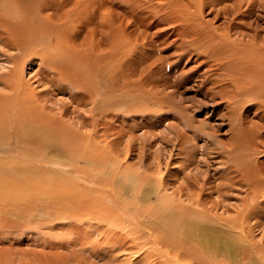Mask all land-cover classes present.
I'll list each match as a JSON object with an SVG mask.
<instances>
[{"label":"rangeland","instance_id":"1","mask_svg":"<svg viewBox=\"0 0 264 264\" xmlns=\"http://www.w3.org/2000/svg\"><path fill=\"white\" fill-rule=\"evenodd\" d=\"M80 1L33 0V6L37 4V6L49 7L45 14L54 16L52 18L55 19L54 23L51 24L55 27L46 28V32L51 34L53 41V38H65L67 34L69 40H72L76 34L73 30L74 21L76 25L80 21L83 23V28L78 30L79 33L75 30L81 34L79 36L81 39L92 31L91 38L94 39L96 49H99L101 57L105 56L106 62L113 67L112 77H115V82L111 86L107 85L111 87V91L106 93L102 87L104 83L102 80L107 71L104 70L106 62L99 61L101 65L95 66L96 70L93 73L97 98L93 97L91 103L78 106L79 108L76 109L77 115H87L86 128L73 125L77 134L80 133L77 136L80 138L76 137L72 145L64 144L60 153H57L64 159L58 163L67 165L62 171L53 166L47 170L39 164L40 168L38 164H34L35 162L28 164L29 161L21 158L23 145L19 147L15 142L7 141L1 146L0 264H141L143 262L147 264L146 251L157 254V258L154 256L155 260L151 264H161V262L166 264L165 261H170L171 258L172 261H167V264H230V260L233 259L232 254L215 255L211 251L194 247L195 243L192 242L185 243L184 248L188 250L192 246L193 249L198 250H194V254L188 256L185 250L180 254L178 261L175 257L164 256L165 252L161 253L159 244L148 237L150 232L155 233V231L151 226L145 225L144 216L149 215L146 213L147 210L158 206L161 191L162 196L163 193L171 195L170 192L175 189L173 186H169L168 189L163 188L165 179L176 176L185 180L186 176L183 174L195 175L193 173L198 168L200 178L205 175V181H211L216 186L221 181L227 182L230 176L239 175L236 171L231 173V169L236 168L234 162L242 161L248 151L244 140L240 139L242 120L239 121V117L245 116L246 113L249 116L250 128L251 125L257 126L258 123L260 126L263 125L260 133L261 141L257 145L258 149H263V154H260L257 163L264 168V120L261 119L262 113L256 109L259 105L253 103V101L259 103V100L250 93L249 87H246L249 84H244L246 78L251 82L254 76L246 72L245 64L241 63L244 56L239 54L232 62L233 70L229 66H219V61L214 56L211 57L212 54L209 52L213 49L210 43L212 38L206 36L209 32L211 34L218 32L220 36L223 35L221 38L225 39L224 46L228 47L230 43L235 44L234 47L239 46L243 49L246 44L249 46L253 43L263 49L264 0H236L239 5H243L244 16L235 15V0H83L81 3ZM61 3L63 9L58 6ZM179 7H183L180 9L183 12L191 11L193 15H197L194 17L195 29L182 21V16L177 12ZM249 8L252 11H249ZM65 11L67 16H60V13ZM50 12L55 14L50 15ZM234 25H237L236 29ZM42 32L48 34L45 33V29ZM80 38L74 37V40L79 43ZM52 40L49 38L48 41ZM80 44L82 45L79 48L84 54L81 56L82 61L89 63L93 45L83 46V42ZM210 44L211 49H209ZM50 46L51 44L48 47ZM249 52L252 51L248 49V55L251 54ZM71 55H74V52ZM74 61L75 65L79 64L76 63L78 61ZM6 62L1 61L2 64L10 65ZM38 62L37 65L32 63L24 66V77L35 86L37 83L32 78L33 73L38 69ZM79 67L80 65L75 66V68ZM224 69L226 71L229 69L231 75L229 71L228 75L224 74L226 73ZM131 71L132 78L129 75ZM46 72L52 73L50 70ZM233 72L236 74L235 78L232 76ZM127 75L132 82L130 79L125 82L124 78ZM226 75L229 77L226 78ZM258 77L260 78L256 75L254 78L255 83H258ZM224 78L226 81L223 80ZM228 78H231V81L239 79L233 83L243 81L241 84L245 85L247 91L242 87L235 89V84L227 83ZM261 81L262 79L259 80ZM232 85L235 87L231 88ZM152 87L157 88V91ZM228 87L232 89L231 92ZM80 88H72L73 94H84ZM238 89L242 90V93L246 92L244 99L245 95L243 96ZM0 93L5 94L9 91L0 85ZM233 94L241 98L237 99L242 100L240 101L242 104L237 102V96L234 97ZM231 96L234 102L229 103L228 98ZM56 97L58 102L61 100L68 102V94H58ZM252 97L254 99L251 101ZM243 104L250 105L247 108ZM95 109H99V114H95L92 118L90 115H93ZM232 110L234 113L236 111V115L232 112L235 117L231 113ZM249 110L252 112L250 113ZM229 116L234 117L235 120L234 118L231 120ZM66 119L68 123L70 119L67 117ZM74 121H77V118ZM106 132H108L107 136ZM3 134L6 135V132ZM13 136L14 134L10 138L15 140ZM237 146L238 149H235ZM236 150L237 155H233L232 151L237 152ZM189 156L194 164L186 171L181 167L183 163H189L187 160ZM41 162L45 164V161ZM29 166L36 167V172L31 169L29 173ZM226 168L228 169L225 170ZM241 179V177L235 178L230 186L220 192L225 204L230 203L228 208L225 207V210L229 211L225 212L227 216H231V212L237 209L235 205L240 206L242 199L250 196L247 183ZM135 185L139 188L142 186V190H137ZM160 185L162 190L158 191ZM145 189L151 193L148 205L139 203L136 199ZM194 190L199 191V188ZM199 192H202L203 197L212 196L211 198H216L213 200H220L217 190L207 193L208 195L203 191ZM16 195L19 197H15ZM193 197L195 198L194 195ZM184 202L186 203L187 200ZM222 211L223 209L220 210ZM262 231L264 229L257 230L255 236H259ZM118 234L126 238L119 239ZM138 236L140 238H137ZM153 241L155 244L152 243ZM234 241L239 242L241 247L243 245L236 258L238 264H253L257 256L245 249L247 242H241V238H236ZM166 245V248L171 247ZM170 253L174 256V252L170 251Z\"/></svg>","mask_w":264,"mask_h":264},{"label":"bare ground","instance_id":"2","mask_svg":"<svg viewBox=\"0 0 264 264\" xmlns=\"http://www.w3.org/2000/svg\"><path fill=\"white\" fill-rule=\"evenodd\" d=\"M41 2L43 3V1ZM89 2H85V3L87 4ZM234 3H235L234 5H235V11H236L235 15L237 16V14L238 15L242 14L244 16L245 11L243 12V5H239L238 1L236 0L234 1ZM61 5L62 3L59 4L58 6L61 9H63ZM83 5L84 4H82V6ZM52 6L53 4H51L50 7ZM48 9L49 7L47 5L37 6L36 4V6H33V0L32 1L31 0H0V70H1L0 71V85L5 87L9 91V93H5V94L0 93V132H2V134L0 135V148L7 141L15 142L16 144L19 145V147H21V145L24 146V148L22 147L24 151L23 153H21L22 154L21 158H24V160L29 161L28 164L35 162L34 164H38V167H40L39 166L40 164L42 167H45L48 170V169H51L53 166L56 169H59L62 171L67 165L64 166L65 164L61 162L63 165L62 166L61 163H58L59 161H62L64 159L61 158L57 153H60L59 151L64 146V144L72 145L75 138L80 134L79 132H78L79 134H77V130L74 126L79 127V128L81 127L86 128L85 124L87 122H85V120H87V117H86L87 115L86 116L85 114L82 116L77 115L76 109L78 106L86 105V104L88 105L89 103H91L90 100H92L93 97L97 98L96 97L97 94H96L94 84H93V81H94L93 73L96 70L95 66L100 67L101 65L99 64V61L106 62V57L105 56L101 57V55L98 52L99 49L98 48L96 49V46L94 44V39L91 38L92 33H93L92 31H90L89 34L85 35L83 39L79 37L81 34H78V33L83 28V23L81 21L77 25H76V21H74V23L72 22L73 24H75V29L73 30H74V33L76 34L74 35V37L75 38L78 37L81 39L79 43L76 41V39L74 40V37L72 38L73 41L69 40L67 36L68 34L65 36V38L55 37L53 38L54 41L51 39L50 37L51 34L48 31H47L48 34H44L43 33L44 31L42 32V30L45 29V33H47L46 28L51 29V27H55L51 24V22L54 23L55 19H52L54 16L50 17L48 14H45L47 13ZM180 9H183V7H179L177 9V12L179 13V15L182 16L181 17L182 21L187 22L190 26L192 25L193 29H195L194 24L196 22H195L194 17L197 15L196 14L193 15L191 11H189L191 13L187 15L189 12H183ZM249 11H252V9L249 8ZM38 13H39V17H38ZM52 13L50 12V15ZM66 13H67L66 11L63 13H60V16H67ZM54 14L55 13H53V15ZM71 15L74 16V14L72 13ZM70 16L68 17L70 18ZM65 21L66 20H64V22ZM86 25H91V24H86ZM66 26H67V23H66ZM236 26H235V29H236ZM75 30L76 31L79 30L78 33L75 32ZM69 31H72V30L69 29ZM215 33L216 34H213V33L211 34L209 32V34H207L206 36L209 38L210 37L212 38L210 39V43L212 44L213 49L212 51L209 50V52L210 54H212L211 57L214 56L215 59L219 61L218 62L219 66L220 65L221 67L229 66L232 68L231 70H233L232 62L237 57L236 55L239 54V55H242V57L244 56L241 63L245 64L246 72H248L250 76H254V78L256 77V75L260 76V78L258 77L259 78L258 83L254 82V78L252 79L253 81L251 82H248L247 80L249 79L246 78L247 82L245 81L244 84L246 83L249 84V86L248 85L246 86V87H249V89L251 90V92L250 90L249 92L252 93L253 96L257 100H259L260 104L256 103V101L255 102L253 101V103H255L257 106L259 105L256 109L257 111H259V113L260 112L262 113V116L261 114L260 116L262 117L261 119L264 120V48L262 49L260 45L258 46L256 44H253L252 42H251L252 44H249V46L248 44L243 46L241 43V45L244 47L243 49H241V47L239 46L234 47L235 44L231 45L230 43H228L229 46L227 47V46H224L225 39L221 38L223 37V35L220 36L221 34H219L218 32H215ZM41 34L43 35L41 36ZM76 35L78 36L76 37ZM55 36H60V35H55ZM255 37L256 36H254V38ZM49 38L52 41H48ZM46 40L49 43L48 45H47ZM257 41L258 40H256V42ZM81 42H83L84 44L83 46L93 45V49H92L93 51L91 50L92 54L90 53L91 56L89 57L90 58L89 63L87 62L84 63V60L82 61L83 57L81 56H83L84 54L82 53L83 51L81 52L79 48L80 45H82L80 44ZM50 44L51 46L48 47ZM211 44L209 45V49H211L210 48ZM248 49L252 51V52H249L252 55L251 54L248 55ZM73 52H74V55H71ZM70 55L73 59L70 57ZM1 58L5 60H2ZM77 59H80V60H77ZM74 60L78 61L76 63L77 64L79 63L78 64L80 65L79 68H75V66H78V65H75ZM1 61H7L10 65L2 64ZM86 61H87V57H86ZM37 62H38V69L33 73L34 75L33 78H36V80L32 78V80L36 81L35 83H37V86H35L34 84L31 83L30 80H26V78L24 77V66L26 64H32V63H36L37 65ZM96 62L98 63V65ZM142 63L143 62H141L140 64L142 65ZM104 67H105L104 70H107V71L104 74V78L102 77L103 80L101 79L104 82L102 87L104 91L108 93L111 91L110 90L111 87H108L107 85L109 86L113 85V83L115 82V77H112L113 67L111 64L106 62V64H104ZM46 70H50L52 73H48L46 72ZM228 71L230 72V75H231V71L229 69L224 74H227V73L229 74ZM3 72H5V74ZM132 73H133L132 71L129 73L131 78H132L131 76ZM242 74L243 73H241V75ZM129 75H127V77L124 78L125 82L128 81V79H130V81L132 82ZM227 75H226V78L229 77ZM234 75H236L235 72H233V75H232L235 78L236 76ZM228 79L230 83L228 81L227 83L231 84L232 82V84H235L236 85L235 89H237V87L240 89L242 87L243 90L245 89L244 88L245 85L241 84L243 83V81H240V83L239 82L233 83L236 80L238 81L239 80L238 78H236V80L234 79V81L233 80L231 81V78H228ZM260 79H262L261 82H259ZM217 80L220 81L218 78ZM223 80H225V78ZM242 80H245V79L242 78ZM152 83L155 84V82H152ZM227 83H223V84H227ZM233 86L234 85H232L231 88ZM77 87H81L80 89L83 90L84 94H81V95L80 94L78 95V93L73 94L72 90ZM231 88L228 87L229 90ZM220 91H224V90L220 89ZM234 92H236V90ZM240 92L242 93V90H240ZM240 92H238V94H240L241 96ZM63 93L68 94V102L64 100L63 101L61 100L62 102L61 101L58 102L56 96L58 94H63ZM244 93L246 92L243 91L242 93L243 96L245 95ZM227 94L230 96L229 92H227ZM234 97H236L237 102L242 101V100L239 101L237 99L239 98L238 95H234ZM245 97L246 95L243 97V99ZM223 98L225 99L224 95H223ZM229 98H228L229 100L228 102L230 103V101H233V97L231 96L232 98V99L230 98L231 100ZM251 99L253 100L254 98L252 97L250 98V100ZM248 102H250L249 99H248ZM231 105L232 104H230V106ZM243 106H247V104L246 105L243 104ZM229 108L231 110V107ZM259 109H261V111ZM230 110H229V114H230ZM98 111L99 109H95L93 111V115H90V116L93 118L95 114L98 115L99 114ZM233 111L234 110H232L231 113ZM236 111L235 113L233 112L235 115H236ZM242 112H243V109H242ZM251 112L252 111H250V113ZM66 117L70 119V121H67L68 123H66V120H68L66 119ZM229 117L231 118V120H233L232 118H234L235 116L234 117L229 116ZM75 118H77V121H74ZM248 118L249 116L247 115V113L245 114V116L242 115L241 118L239 117V121L242 120L240 122L241 123L240 139L244 140L246 144L245 147H247L248 151L244 154V158L242 161H238V163L234 162L236 168H234V170L231 169V173L236 171L239 174L237 177L229 175L230 177L227 178V182L221 181L218 183V185L214 186L211 183V181H208V180L205 181L206 180L204 179L206 178L205 175H203L202 179L200 178L199 176L200 173L197 168V170L193 173L195 175L191 176L192 173L190 171L189 172L191 174L189 175L183 174L184 176H186L185 180H183L181 177H180L181 179L176 177L175 176L176 173L175 175L173 174L175 177L165 179V181L163 180L164 181L162 184L163 188L168 189L169 186L175 187V189L172 192H170L171 195L170 194L164 195L163 193V196H162V191H161L162 186L160 185L161 187H158V191L159 190L161 191L160 193L158 192L161 198V199H158L160 203L159 204L157 203L158 206H156L155 209L151 208V210L149 209L150 211L147 210L148 208L146 209L147 210L146 213L149 215L144 216V222L146 223L145 225H148L147 227L151 226V228H153V230L155 231V233L150 232L148 237L151 239V241L154 240L155 242H157V244H159V249L161 250V253L165 252L164 256L175 257L176 258L175 260L178 261L177 259L180 257V254L182 252H185L186 250L184 248V244L192 242V243H195L194 247H198V249L203 250V251H211L215 255H227V254L231 255L232 254L233 259L230 260V264H238V262L236 261V258L238 254L240 253V249H242L243 245L241 247V245L238 244L239 242L234 241V240L236 238H241V242L242 241L247 242V245L244 246L245 249H247V251L251 253L252 252L255 253L256 254L255 257L257 256V259L254 261L253 264H264V231H262L263 233H261L259 236H255V232L257 230L264 229V199H262L264 198V172H263L264 168L261 167L257 163L259 162L257 160L260 159V154H263V151H262L263 149H258V146H257L259 141H261L260 137L262 135L260 133L262 132L261 129L263 128L262 127L263 125L260 126L258 123L257 126L251 125L252 127L250 128ZM73 121H74V124H73ZM3 132H6V135H4ZM13 134H14L13 137L15 138V140L10 138ZM107 134L108 132H106L105 135L107 136ZM77 138L79 139L80 137H77ZM234 141L236 142L239 140H234ZM235 149H238V146L237 148L235 147ZM232 152H233V155L235 154L237 155L238 153V151L237 152L232 151ZM193 158L195 159V157ZM234 158L235 156L233 157V159ZM187 160L189 161V163L185 162L182 164V167H181V169L186 170V171L189 170L192 164H194V161L190 159V156L187 158ZM41 161H45V164H42ZM31 169H33V171L36 172V167L29 166L28 167L29 173ZM227 169L228 168H226L225 170ZM228 171H230V169ZM226 174H227V171H226ZM239 176L247 183V186L250 190L249 192L247 189V192L250 193V196L248 198L242 199L243 201L240 202L241 203L240 206L235 205L237 209L235 210L233 209L234 211L231 212V216L230 215L227 216L225 212L227 213L228 210L226 211L225 207L228 208V206H230V203L229 205L225 204V201L221 198L222 194H220V192L222 191L223 188L230 186V184H232L235 178L236 179L240 178ZM142 188H143L142 186L140 188L139 186H136L137 190H142ZM194 188H199V191H203L205 194L207 193L209 194L217 190L220 194L218 196L220 200H213L216 198H211L212 196L210 195H209L210 197L208 196L209 198L203 197L202 192L200 193L198 190H196L195 192ZM11 189H17V188H11ZM192 194L195 196V198L193 197ZM150 195L151 193L147 191V189H145L141 191V193L138 195L136 199L138 200L139 203L147 204L148 201L150 200L149 199ZM15 197H19V196L16 195ZM186 200L187 202L185 203L184 201ZM163 202H165V204ZM173 202H174V205L172 206ZM231 206H234V205L231 204ZM222 209L223 211L220 212V210ZM118 235H119V239L126 238V236H121L122 234H118ZM137 238H140V237L138 236ZM154 241L152 243H154ZM166 244L170 245L171 247L166 248L165 247L167 246ZM190 248L186 250V254L188 256L194 254L195 252L194 250H197L195 248L193 249L192 246ZM148 250H151V249H148ZM170 251L174 252V256L171 255ZM245 251H243V254H245L244 253ZM154 256L155 258H157L156 257L157 254L155 252L152 253V252L146 251V258L148 259L147 264H151L152 261L155 260ZM167 261H165L166 264H167ZM170 261H172V258ZM162 263L163 262H161V264Z\"/></svg>","mask_w":264,"mask_h":264}]
</instances>
